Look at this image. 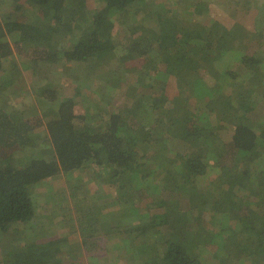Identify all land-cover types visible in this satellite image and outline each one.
<instances>
[{
	"label": "trees",
	"instance_id": "obj_1",
	"mask_svg": "<svg viewBox=\"0 0 264 264\" xmlns=\"http://www.w3.org/2000/svg\"><path fill=\"white\" fill-rule=\"evenodd\" d=\"M97 1L103 4L94 5V0H0V73L11 77V72H18L14 57L26 48L34 50L32 57L23 58L33 69L41 62L99 66L114 58L127 76L143 73L149 78L140 82L146 87L135 96L139 107L149 108V115L140 121L133 110L124 114L116 108L98 119L88 113L78 116L80 94L58 92L52 86L41 95L44 115L34 120L19 111L13 99L9 104L4 101L0 106V236L16 225L43 221L37 216L35 199L41 182L55 177L70 181L88 170L100 181L113 174L122 192L145 188L150 195L159 194L154 197L158 209L151 212L148 224L139 227L142 238L154 231L157 240L151 244L137 236L132 240L131 232L122 231L121 221L109 222L105 228L98 225V217L74 195L76 212L81 214L78 225L74 224L91 256L99 255L96 246L118 238L122 251L144 253L145 264H211L205 255L211 246L217 248L216 255L221 250L225 264L233 260L245 264L252 259L264 264V166L254 159L259 148L264 151V130L258 132L246 124L264 107L254 94L258 86L264 87V80L257 81L264 71V49L253 52L249 45H236V28H227L217 19L204 25L192 18L195 10L188 13L192 16L188 24L176 17L154 15L144 22L136 15L140 4L151 0ZM116 20L128 32L120 47L114 42ZM145 29L148 34L143 33ZM4 62L14 64L11 72H4ZM129 67L132 72H126ZM161 69L187 86L194 87V83L196 99L173 103L166 94L157 97L154 77ZM244 69L254 74L249 77V95L240 91ZM193 73L198 75L194 82ZM109 80L107 86L113 79ZM103 89L105 85L99 88ZM165 104L169 107L162 110ZM31 113L41 111L35 106ZM158 122L169 132L168 139L160 143L152 129ZM19 151L25 154L17 158ZM209 174L217 176L209 179ZM178 192L187 195V211L175 197ZM65 203L56 215L47 217L46 230L55 232V224L70 221L72 214ZM161 226L168 228L165 234ZM189 231L201 239L186 246ZM34 234L33 241L16 239L20 242L1 255L0 264L80 263L74 252L64 249L65 233L47 240L38 231Z\"/></svg>",
	"mask_w": 264,
	"mask_h": 264
},
{
	"label": "rangeland",
	"instance_id": "obj_2",
	"mask_svg": "<svg viewBox=\"0 0 264 264\" xmlns=\"http://www.w3.org/2000/svg\"><path fill=\"white\" fill-rule=\"evenodd\" d=\"M148 4L139 6V13L135 17L138 19H143L147 21V17L153 16V18H167L173 19L178 18L180 21L188 24L192 22L191 17L188 13L195 10L194 20H198L204 25H210L212 19H217L221 24L225 25L227 28H236L239 31L236 45L252 47V51L257 52L264 49V0H155L148 2ZM97 4L101 6L103 3L94 0V5ZM194 7H197V9ZM169 13L168 16H164ZM129 13L127 14V16ZM152 18V17H151ZM145 22V21H144ZM194 24V23H193ZM191 24V25H193ZM116 25L118 26L117 34L114 33V42L117 47L122 44L123 36L128 32L125 30L127 27L120 21L116 20ZM123 30V31H122ZM143 33L148 34L149 31L145 29ZM125 43V42H124ZM51 49V48H50ZM54 50H56L54 48ZM32 48H26V52L23 51L22 54H16L14 57L17 61L16 67L18 72H11V67L14 64L11 62H4V72L10 71L12 73L11 77H8L6 73H0V106L3 105L4 101L9 104V99H13L18 107L19 111L29 114L34 120L36 116H43V111L45 103L41 95L48 87L52 86L57 89L58 92L69 93V94H80L77 97L76 114L90 116H98L100 118L107 115V112L113 111L118 108L120 112H125L133 110L131 113L138 114L137 119L142 121L149 115L148 107H139L138 103L135 101V96H139V93L146 87V83L142 81H147L149 78L145 79V75L139 73L138 75L127 76L122 69L119 68L117 61H109L102 65L96 66L91 63H63V62H41L34 69L31 67V63L23 59L24 57L30 58L33 55ZM42 51V50H40ZM38 52L37 57L40 56ZM121 50H118L117 55L120 56ZM227 59H232V57L227 56ZM40 58V57H39ZM32 59V58H31ZM128 71L132 72L131 67ZM245 71V78L239 83L241 88L240 91L243 94H251L250 79L253 76V72L247 69ZM158 76L154 77L157 80L156 89L153 90L156 96L160 97L166 94L170 101L173 103L186 102L189 101L190 97L192 100L196 99L195 96L198 95L197 89L195 90V84L193 86H187L186 83L179 82V79L164 75V70L161 69L158 72ZM196 73V72H194ZM191 75L193 82L197 79L198 75ZM108 74V77H107ZM259 81L264 80V71L259 72ZM109 82L108 86L106 83ZM256 80L257 78H253ZM117 82L116 85L113 82ZM141 82V83H140ZM129 83V84H128ZM105 89L99 90V88ZM164 89V90H163ZM257 91V88H253ZM95 90H99L96 94ZM201 90V89H199ZM264 87L258 86L257 93L255 96L261 98L259 105H264ZM261 95V96H260ZM263 99V100H262ZM241 100V98H240ZM235 104L238 105L236 101ZM166 108L162 110H167L169 105L165 104ZM38 107L41 114L34 115L31 112ZM260 115H252L251 119L246 120V124L251 125L256 131L260 132L264 130V107L260 106ZM161 110V111H162ZM156 111V112H161ZM103 115V116H102ZM127 116V115H125ZM77 123L81 120L77 118ZM218 124V122H216ZM154 138H157L159 143L164 142L168 139L169 132L164 131L163 123L158 122L156 125L152 124ZM221 136L227 137L226 131L221 128ZM42 131L39 135H42ZM264 151L259 148L254 156V159L259 161L261 166H264ZM25 151H19L16 156H23ZM16 161V158L15 160ZM14 164V162L12 163ZM217 174H212L209 179L215 178ZM108 179L98 180L95 176L91 174L88 170L72 178L70 181L65 177H55L47 179L35 190V199L37 204V216L43 219L39 223H28L23 227L18 225L14 226L9 233L0 236V257L5 254L18 238H22L23 242L33 241L37 231L45 238L42 240H47L48 238H59V234L66 235L67 241L65 250L67 252H74L76 260H80L78 264H145L144 253L140 252L138 249H134L131 253H128L124 248L123 251L120 249L121 242L118 238H113L111 242L103 243V245L96 246L94 251L99 253V255L91 256L88 250L84 248L83 234L78 229V215L77 207L74 203V195L79 199L80 203L86 207H89L93 214L98 217V225L103 228L109 226V222H122V231L131 232V239H136L146 241L149 244L155 243L157 236H155L154 231L151 229L145 233V237L139 235V227L149 223V217L154 209H158L154 203V197H159L157 192L154 194H149L145 188L140 190L132 189L129 191H123L118 187V180L114 175L108 174ZM113 177V178H111ZM153 181V180H152ZM150 181L149 183H152ZM155 191V190H154ZM125 194L130 195L134 200L128 199L124 196ZM187 196L184 193H175V197L180 199L185 211L189 209V200L186 199ZM157 199V198H156ZM112 201H116L111 204ZM65 203L68 207L70 214V221L63 225L55 224L56 231L46 230L48 228L46 224L47 217L49 215H56L59 208L62 206L61 203ZM60 204V205H59ZM111 204V205H110ZM133 209L135 213H133ZM160 211V210H159ZM77 221V222H76ZM172 222V221H171ZM170 222V223H171ZM75 223V224H74ZM169 223V224H170ZM74 225V227H73ZM81 228V227H80ZM161 231L164 234L168 231V228L161 226ZM195 231H189L185 236V245L191 246L198 243L201 238ZM134 237V238H132ZM245 234L243 235V239ZM230 243H233L231 240ZM134 246L133 242L130 243ZM120 249V250H119ZM215 246H211L205 255L211 260V264H225L223 261V254L220 252L217 259ZM107 250V251H105ZM204 251V250H203ZM237 257V255H233ZM254 258L253 256H251ZM254 259L246 260L245 264H260L253 263ZM129 262V263H128ZM226 264H240V262L230 261Z\"/></svg>",
	"mask_w": 264,
	"mask_h": 264
}]
</instances>
